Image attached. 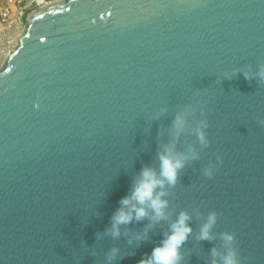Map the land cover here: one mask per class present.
Wrapping results in <instances>:
<instances>
[{"label":"water","instance_id":"obj_1","mask_svg":"<svg viewBox=\"0 0 264 264\" xmlns=\"http://www.w3.org/2000/svg\"><path fill=\"white\" fill-rule=\"evenodd\" d=\"M25 23L0 70V264H139L181 212L180 264H223L224 233L264 264V0H64ZM168 149L198 158L162 189L166 219L113 237Z\"/></svg>","mask_w":264,"mask_h":264},{"label":"clouds","instance_id":"obj_2","mask_svg":"<svg viewBox=\"0 0 264 264\" xmlns=\"http://www.w3.org/2000/svg\"><path fill=\"white\" fill-rule=\"evenodd\" d=\"M259 75L264 78V66H261ZM246 78L247 74H246ZM186 126V119L183 115H178L174 121V127L178 131H182ZM206 126V125H204ZM199 139L202 144L206 143L203 132H198ZM188 155L177 153L173 155L172 149H168L166 153L161 154L160 171L157 172L151 168L145 167L140 173L139 179L133 186L130 196H126L120 201L121 207L117 209L112 217V226L110 229L113 237L120 236V228L122 225H128L134 220L139 222L149 217L151 219L161 221L166 219V209L168 207L167 200L163 199L167 195L162 191L165 186H174L178 179L180 170L184 167L185 162L191 158L196 159L197 154ZM206 175H211L206 172ZM158 189H161L158 191ZM189 215L185 212L179 214L178 219L171 224L170 232L165 234L159 246L153 248L150 255H146L141 259L139 264H180L182 256L181 247L187 241L192 229L188 226ZM216 223V213L208 216L207 222L201 228L200 239L211 240L210 230ZM223 240L225 247L228 249L222 256L223 264H240L237 252L231 247L234 242V235L224 233ZM140 238V237H138ZM116 249L112 250L113 255ZM217 255L216 249H213V256ZM112 256L109 257L111 259ZM215 264V262H214Z\"/></svg>","mask_w":264,"mask_h":264},{"label":"built area","instance_id":"obj_3","mask_svg":"<svg viewBox=\"0 0 264 264\" xmlns=\"http://www.w3.org/2000/svg\"><path fill=\"white\" fill-rule=\"evenodd\" d=\"M64 0H0V70L24 31L26 18L37 9Z\"/></svg>","mask_w":264,"mask_h":264},{"label":"bare ground","instance_id":"obj_4","mask_svg":"<svg viewBox=\"0 0 264 264\" xmlns=\"http://www.w3.org/2000/svg\"><path fill=\"white\" fill-rule=\"evenodd\" d=\"M16 45H17V43H16ZM16 45H15V46H16Z\"/></svg>","mask_w":264,"mask_h":264}]
</instances>
